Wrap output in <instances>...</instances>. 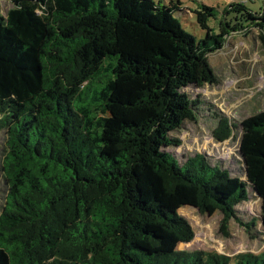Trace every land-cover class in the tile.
<instances>
[{
    "label": "trees",
    "instance_id": "1",
    "mask_svg": "<svg viewBox=\"0 0 264 264\" xmlns=\"http://www.w3.org/2000/svg\"><path fill=\"white\" fill-rule=\"evenodd\" d=\"M0 11V264H264V250L232 255L177 249L194 231L155 195L186 191L200 213L219 212L250 237L236 206L260 199L264 230V111L240 122L245 181L203 153L182 162L169 133L194 120L183 88L216 82L209 55L229 31L256 29L264 48V0H230L193 12L179 0H14ZM190 25H192L189 22ZM213 138L236 127L218 117ZM190 193V195H187Z\"/></svg>",
    "mask_w": 264,
    "mask_h": 264
},
{
    "label": "rangeland",
    "instance_id": "2",
    "mask_svg": "<svg viewBox=\"0 0 264 264\" xmlns=\"http://www.w3.org/2000/svg\"><path fill=\"white\" fill-rule=\"evenodd\" d=\"M176 1V0H172ZM183 7L191 11V16L181 15L185 28L201 36L204 32L195 21L194 10L204 4L214 7L217 11L216 20H209L210 26L218 31L217 20H220L230 0H179ZM156 3L168 5L170 0H154ZM262 0H250L247 3L253 11L259 10ZM15 5L14 0H0V11H6ZM189 22L192 24L190 25ZM216 82L204 84L201 87L189 85L182 89L190 99H197L196 116L194 120H186L180 129L170 132L172 138L180 141L178 146L165 148L173 154L179 162L187 155L203 153L211 164L226 168L231 174L245 181L244 167L239 155L241 138L240 122L254 114L264 111V48L256 29L244 31H229L223 48L209 56ZM218 117H225L230 124L235 125L232 134L224 141L213 138V130L218 125ZM6 134L0 131V164L7 151ZM5 182L0 175V211L6 194ZM247 201L236 206L237 215L242 222L256 220L250 231L234 219L228 221L226 233L220 230L223 216L219 212L200 213L195 205L185 198L186 191L168 194L154 181L152 192L159 196L164 203L174 208L184 216L192 226L194 237L190 242L179 243L177 249L188 251L206 250L220 254L232 255L239 252L259 253L264 250V230L260 223L261 202L251 190ZM190 195V193H187Z\"/></svg>",
    "mask_w": 264,
    "mask_h": 264
},
{
    "label": "water",
    "instance_id": "3",
    "mask_svg": "<svg viewBox=\"0 0 264 264\" xmlns=\"http://www.w3.org/2000/svg\"><path fill=\"white\" fill-rule=\"evenodd\" d=\"M187 243V242H186Z\"/></svg>",
    "mask_w": 264,
    "mask_h": 264
}]
</instances>
